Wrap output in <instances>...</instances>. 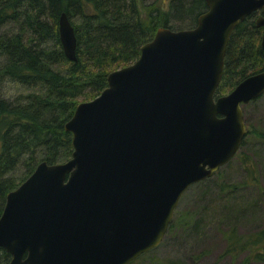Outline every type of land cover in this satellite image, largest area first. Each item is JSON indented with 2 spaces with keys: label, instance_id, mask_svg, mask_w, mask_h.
<instances>
[{
  "label": "water",
  "instance_id": "95a60500",
  "mask_svg": "<svg viewBox=\"0 0 264 264\" xmlns=\"http://www.w3.org/2000/svg\"><path fill=\"white\" fill-rule=\"evenodd\" d=\"M189 28L159 26L133 62L79 101L64 123L72 152L41 160L6 193L0 247L6 264H128L164 237L186 188L232 158L246 135L241 104L264 91V69L214 96L235 25L264 0H204ZM64 57L76 61L67 13L57 18Z\"/></svg>",
  "mask_w": 264,
  "mask_h": 264
},
{
  "label": "trees",
  "instance_id": "16d2710c",
  "mask_svg": "<svg viewBox=\"0 0 264 264\" xmlns=\"http://www.w3.org/2000/svg\"><path fill=\"white\" fill-rule=\"evenodd\" d=\"M139 6L145 9L143 16ZM206 9L204 0H0V214L6 193L38 162L69 158L72 137L64 123L79 101L100 93L107 84V73L133 62L157 27H192ZM63 11L76 34V61L64 57L59 42L57 18ZM257 13L248 14L230 33L223 75L214 96L264 69V50L259 46L262 27L254 24ZM8 81L23 87L13 99L1 94ZM239 158L243 165L249 161L245 153L240 152ZM220 187L231 188L229 193L237 189L234 183L222 182ZM174 216L175 212L165 233L175 225ZM199 220V216L193 217V227ZM223 233L224 253L233 255L257 247L252 255L264 264V229L242 236L232 223ZM149 255V251L143 252L128 264L160 261ZM9 259L10 254L0 247V264ZM168 264L178 262L169 260Z\"/></svg>",
  "mask_w": 264,
  "mask_h": 264
},
{
  "label": "rangeland",
  "instance_id": "374dc122",
  "mask_svg": "<svg viewBox=\"0 0 264 264\" xmlns=\"http://www.w3.org/2000/svg\"><path fill=\"white\" fill-rule=\"evenodd\" d=\"M139 8L143 16L145 9ZM22 92L23 87L10 81L1 88L6 99H13ZM241 106L248 130L245 143L229 163L186 188L174 210L175 225L149 250V256L160 261H144L147 264H168L169 260L178 264H263L252 255L257 247L233 255L223 252L226 245L223 232L232 223L242 236L264 229V134L261 137L251 132L264 133V91ZM240 152L249 156L244 165ZM222 182L234 183L237 189L229 193L231 188L222 189ZM195 215L200 220L198 226L193 227ZM178 218L181 222H177Z\"/></svg>",
  "mask_w": 264,
  "mask_h": 264
}]
</instances>
